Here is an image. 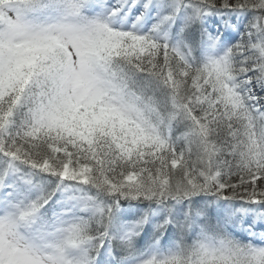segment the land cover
Returning <instances> with one entry per match:
<instances>
[{
    "label": "snow or ice",
    "instance_id": "6c2138e0",
    "mask_svg": "<svg viewBox=\"0 0 264 264\" xmlns=\"http://www.w3.org/2000/svg\"><path fill=\"white\" fill-rule=\"evenodd\" d=\"M0 264H264V0H0Z\"/></svg>",
    "mask_w": 264,
    "mask_h": 264
}]
</instances>
